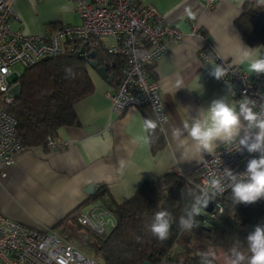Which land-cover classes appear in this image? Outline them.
<instances>
[{"label": "crops", "instance_id": "0c3cea01", "mask_svg": "<svg viewBox=\"0 0 264 264\" xmlns=\"http://www.w3.org/2000/svg\"><path fill=\"white\" fill-rule=\"evenodd\" d=\"M135 1L153 5L166 23L182 33L178 43L147 67L167 116L158 126L163 144L151 152L150 143L133 142L143 135L145 117L152 119L153 114L141 107L112 111L107 97L109 80L89 67L93 90L74 105L77 124L60 127L52 137L53 146L24 149L6 168L0 183V213L9 219L44 231L74 216L90 195L84 191L89 184L103 187L108 198L120 204L143 182L167 172L185 176L200 163L179 158L181 150L171 138V127L180 126L197 109L227 94L209 74L214 63L200 57L206 44L220 58L246 70L235 62L238 38L251 46L243 40L235 19L243 4L255 2L217 0L206 8L201 0ZM11 8V28L26 34L49 35L59 25L80 23L72 0H12ZM103 41L110 43L108 38ZM251 48L264 50V45Z\"/></svg>", "mask_w": 264, "mask_h": 264}, {"label": "built area", "instance_id": "2783aa9c", "mask_svg": "<svg viewBox=\"0 0 264 264\" xmlns=\"http://www.w3.org/2000/svg\"><path fill=\"white\" fill-rule=\"evenodd\" d=\"M80 17V23L62 24L49 35L26 34L11 28L13 18L12 0H0V96L8 104L15 96L8 91L17 83L20 73L12 70L15 64L28 68L43 58L52 57L64 51L93 49L98 41L108 38L106 53L123 59L117 79L107 78L111 90L107 92L110 109L120 113L127 107L147 106L158 124L167 118L155 79L149 77L147 66L167 52L182 38L180 30L166 23L155 7L135 0H72ZM217 0H201L204 7L211 8ZM205 61L220 64L226 70L223 79L214 81L223 85L230 97L239 101L245 96L259 100L264 98V75H255L241 67L220 58L206 44L200 50ZM86 56V55H85ZM87 57V56H86ZM89 59V57H87ZM16 120L0 107V183L6 175V168L14 162L15 156L26 149L16 135ZM48 146L56 141L46 140ZM258 154L246 150L229 152L221 145L212 155L194 167L192 173L202 193L206 183L215 176H223L224 168L239 174L245 171L247 161ZM225 183L226 190L227 181ZM1 185V184H0ZM225 190V191H226ZM225 193V192H224ZM223 193V194H224ZM212 201V209L206 212L201 222L212 221L222 211L221 197ZM73 218L80 226L87 227L96 236L107 234L116 224L112 209L99 200H89ZM199 223V224H200ZM174 264L170 252H166L159 264ZM0 264H101L75 246L63 234L60 225L40 231L9 219L0 213Z\"/></svg>", "mask_w": 264, "mask_h": 264}, {"label": "trees", "instance_id": "16d2710c", "mask_svg": "<svg viewBox=\"0 0 264 264\" xmlns=\"http://www.w3.org/2000/svg\"><path fill=\"white\" fill-rule=\"evenodd\" d=\"M235 25L249 46L264 45V8H257L255 3L243 4ZM98 42L86 54L67 50L23 68L14 100L6 104L0 96V107L14 116L17 139L27 148L45 147L47 138L54 137L60 127L77 124L74 105L93 90L88 72L90 51H95L94 60L99 65H106L107 78L117 79L123 59L106 53L104 41ZM141 108L153 114L147 106ZM162 144L157 128L150 143L151 152ZM199 194L192 172L185 176L167 172L153 181H145L133 196L120 204L111 201L103 187L97 188L85 203L99 200L109 206L116 216V224L105 236H95L93 253L100 257L101 264H143L145 261L159 264L168 251L174 264H199L198 252L212 250L214 264H227L229 250L238 242L246 249L248 234L257 224H264V200L235 205L229 188L221 197L222 211L212 221L201 222L192 231H182L179 217ZM161 209H167L174 218L165 241L158 240L148 230L154 213ZM205 217L203 212L197 218Z\"/></svg>", "mask_w": 264, "mask_h": 264}, {"label": "clouds", "instance_id": "9594fccd", "mask_svg": "<svg viewBox=\"0 0 264 264\" xmlns=\"http://www.w3.org/2000/svg\"><path fill=\"white\" fill-rule=\"evenodd\" d=\"M243 2L240 0L241 4ZM254 2L257 8H264V0ZM63 10L67 11L68 7L65 6ZM238 40L235 62L251 74L264 75V50H254ZM211 65L209 74L217 80L223 79L227 73L222 65ZM66 72L71 74L72 70L66 69ZM231 95L233 93L228 89L226 95L213 99L206 108L197 109L195 115L190 114L180 126L171 127V138L178 142L181 150L179 158L202 161L205 155H212L220 145L228 146L229 152L234 146L235 151L246 150L249 154H258V157L249 159L242 173L224 168L223 176L214 175L210 178L202 193L179 217L178 224L182 231L188 232L199 227L197 217L205 212L211 201H216L217 196L225 192V181L235 205L264 200V98L257 100L245 96L233 101ZM158 126L156 120L145 118L143 135L134 137L133 142L152 143ZM173 222L172 214L167 209H161L154 213L148 230L158 240L165 241L169 238ZM246 239V249L238 242L229 250L227 264H264V224H257ZM198 256L199 264H214V251H200Z\"/></svg>", "mask_w": 264, "mask_h": 264}, {"label": "rangeland", "instance_id": "374dc122", "mask_svg": "<svg viewBox=\"0 0 264 264\" xmlns=\"http://www.w3.org/2000/svg\"><path fill=\"white\" fill-rule=\"evenodd\" d=\"M12 70H17L19 73L23 71L21 64H15L12 66ZM87 203L83 204L79 210H82ZM62 228L63 234L66 235L75 246L81 249L83 252L94 256L97 260H100L98 255L93 253V242L95 239V234L89 230L87 227L80 226L74 220L69 219L67 223H62L60 225Z\"/></svg>", "mask_w": 264, "mask_h": 264}, {"label": "water", "instance_id": "95a60500", "mask_svg": "<svg viewBox=\"0 0 264 264\" xmlns=\"http://www.w3.org/2000/svg\"><path fill=\"white\" fill-rule=\"evenodd\" d=\"M82 50H79L78 52H76L77 55H80V52ZM90 58L88 59V64L89 66L94 69L101 77L103 78H107L108 74H107V67L106 65H99L95 60H94V56H95V51L92 50L90 51L89 54ZM108 80V79H107ZM18 89H19V85L18 83H15L11 89L8 91V95L9 96H17L18 94ZM97 189V187H95L93 184H89L87 185V187L84 189V191L87 194H92L93 192H95ZM212 209V201L209 203V206L207 207V209H205V211H210ZM143 264H149L148 261H145Z\"/></svg>", "mask_w": 264, "mask_h": 264}]
</instances>
